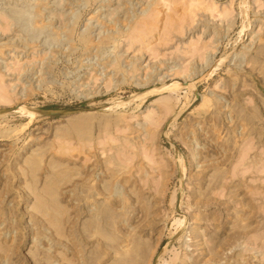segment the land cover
<instances>
[{"label": "rangeland", "instance_id": "1", "mask_svg": "<svg viewBox=\"0 0 264 264\" xmlns=\"http://www.w3.org/2000/svg\"><path fill=\"white\" fill-rule=\"evenodd\" d=\"M0 97V264H264V0H0Z\"/></svg>", "mask_w": 264, "mask_h": 264}, {"label": "bare ground", "instance_id": "2", "mask_svg": "<svg viewBox=\"0 0 264 264\" xmlns=\"http://www.w3.org/2000/svg\"><path fill=\"white\" fill-rule=\"evenodd\" d=\"M243 3V2H242ZM245 5V4H244ZM241 8H242V5H241ZM242 11V10H241ZM243 13H244V11H243ZM39 14V13H38ZM41 14V13H40ZM73 14V13H72ZM245 14V13H244ZM69 15V14H68ZM126 15V14H125ZM72 17V16H71ZM125 17V16H124ZM73 18V17H72ZM45 22V21H44ZM123 23H124V20H123ZM69 24V23H68ZM108 24V23H107ZM65 25H67V24H65ZM106 25V24H105ZM87 26V25H86ZM63 28V27H62ZM246 28V27H245ZM63 30V29H62ZM244 30V29H243ZM248 30V29H247ZM114 32V31H113ZM242 32V31H241ZM105 33V32H104ZM102 34V33H101ZM117 34V33H116ZM119 34V33H118ZM100 35V34H99ZM98 35V36H99ZM103 35V34H102ZM104 36H106L105 34H104ZM109 36V35H108ZM111 36V35H110ZM115 36H117V35H115ZM67 38V37H66ZM99 38V37H98ZM101 38V37H100ZM103 39H104V37H103ZM80 40H82V39H80ZM93 41V40H92ZM91 41V42H92ZM98 41V42H97ZM97 41H95L98 45H100L99 44V40H97ZM101 41H103V40H101ZM87 42V41H86ZM83 43V42H82ZM94 43V42H93ZM88 45H90V43L88 44ZM94 45V44H93ZM98 45H96V46H98ZM95 47V46H94ZM88 49V48H87ZM98 49V48H97ZM95 50H96V48H95ZM46 62V61H45ZM44 63V62H43ZM46 64V63H45ZM42 70V69H41ZM40 71V70H39ZM40 74V73H39ZM41 79V78H40ZM40 79H39V82H40ZM38 81V80H37ZM175 87V86H174ZM175 90V89H174ZM147 94V93H146ZM1 98V97H0ZM1 99H3V98H1ZM6 101V100H5ZM4 101V102H5ZM135 101V100H134ZM125 102V101H124ZM126 104V103H125ZM123 105H124V103H123ZM26 107H21V106H16L15 108H13V110L11 109V110H8L7 112H5V113H3V114H1L2 112H4V111H2L1 113H0V117H1V115H3V116H6L7 114H12V113H16V112H21V114H23V113H25L26 115H27V117H28V115L31 117V116H33V112L32 111H30V109L28 110H26L25 109ZM32 110H33V108H32ZM34 113H36V112H34ZM36 115V114H35ZM2 116V117H3ZM29 118V117H28ZM34 118V117H33ZM30 119V118H29ZM31 120V119H30ZM10 133V132H9ZM5 137V136H4ZM158 241V240H157Z\"/></svg>", "mask_w": 264, "mask_h": 264}, {"label": "water", "instance_id": "3", "mask_svg": "<svg viewBox=\"0 0 264 264\" xmlns=\"http://www.w3.org/2000/svg\"><path fill=\"white\" fill-rule=\"evenodd\" d=\"M195 100L196 99H198V94L196 93V90H195ZM6 110H8V109H6ZM6 110H3V111H6ZM82 111H84V110H69V111H65V112H59V114H69V113H76V112H82ZM43 114H45V113H43ZM48 114H56V113H48Z\"/></svg>", "mask_w": 264, "mask_h": 264}]
</instances>
